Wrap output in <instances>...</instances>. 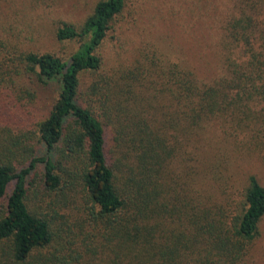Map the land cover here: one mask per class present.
<instances>
[{"label":"trees","instance_id":"obj_1","mask_svg":"<svg viewBox=\"0 0 264 264\" xmlns=\"http://www.w3.org/2000/svg\"><path fill=\"white\" fill-rule=\"evenodd\" d=\"M129 2L56 26L77 44L67 56L0 38V264H245L264 185L249 175L219 202L203 182L230 155L204 151L210 129L232 138L264 120L251 104L264 100V0L234 1L224 32L245 46L210 81L157 46L108 66L100 50ZM42 89L54 100L41 115Z\"/></svg>","mask_w":264,"mask_h":264},{"label":"rangeland","instance_id":"obj_2","mask_svg":"<svg viewBox=\"0 0 264 264\" xmlns=\"http://www.w3.org/2000/svg\"><path fill=\"white\" fill-rule=\"evenodd\" d=\"M97 1L0 0V38L23 48L55 51L67 56L77 44L58 42L54 37L56 26L67 21H82ZM234 1L130 0L100 51L109 66V62H129L139 48L157 46L166 57L189 64L198 70L201 78L210 81L226 72L228 57L232 62L239 61V46H245H237L235 39L226 34L227 30L224 32L231 19L240 16L239 9L233 8ZM53 98L50 89L39 92L36 103L39 114L46 113ZM251 104L264 118L261 112L264 100ZM259 120L251 128H239L232 138L217 126L207 131L206 136L213 138L214 145L204 151L205 162L211 164L218 152L230 155L226 157L229 164L222 169L224 176L216 177L210 172L203 182V189L219 202L225 203L228 197L238 200L249 175H256L264 185V120L262 117ZM245 264H264V216Z\"/></svg>","mask_w":264,"mask_h":264}]
</instances>
